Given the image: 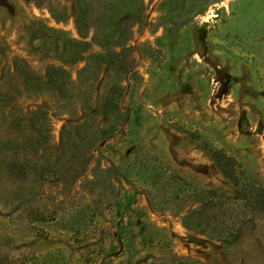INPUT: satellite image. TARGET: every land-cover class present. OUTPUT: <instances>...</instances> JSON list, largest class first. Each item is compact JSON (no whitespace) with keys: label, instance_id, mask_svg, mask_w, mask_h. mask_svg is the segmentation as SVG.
<instances>
[{"label":"rangeland","instance_id":"374dc122","mask_svg":"<svg viewBox=\"0 0 264 264\" xmlns=\"http://www.w3.org/2000/svg\"><path fill=\"white\" fill-rule=\"evenodd\" d=\"M83 1L0 0V264H264L180 180L264 182V0Z\"/></svg>","mask_w":264,"mask_h":264},{"label":"trees","instance_id":"16d2710c","mask_svg":"<svg viewBox=\"0 0 264 264\" xmlns=\"http://www.w3.org/2000/svg\"><path fill=\"white\" fill-rule=\"evenodd\" d=\"M79 14L83 15V0H76ZM60 68L48 66L47 77L55 79ZM220 172L228 178L234 187V193L210 186L198 185L180 178L189 188L190 196L198 206L183 216L185 226L194 228L206 235L225 243H234L243 235L249 223H262L264 228V182L251 172L241 169L234 157L221 149L209 150ZM161 264H201L198 261L179 258L172 263Z\"/></svg>","mask_w":264,"mask_h":264}]
</instances>
